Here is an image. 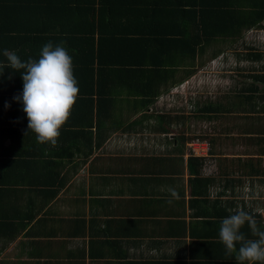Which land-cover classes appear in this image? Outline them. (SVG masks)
Returning <instances> with one entry per match:
<instances>
[{"label": "crops", "instance_id": "obj_1", "mask_svg": "<svg viewBox=\"0 0 264 264\" xmlns=\"http://www.w3.org/2000/svg\"><path fill=\"white\" fill-rule=\"evenodd\" d=\"M244 38L263 57L236 55L242 66L232 68L230 52ZM206 50L220 52L218 70L240 69L235 79L248 88L250 73H264V24ZM257 86L251 99L205 97L199 105L193 96H164L176 87L147 108L141 97L115 96L98 146L93 127L73 124L80 103L55 146L13 126L0 144V264H238L219 227L242 207L264 230V87ZM208 103L216 112L197 111ZM168 187L181 197L171 205ZM241 231L255 239L247 224Z\"/></svg>", "mask_w": 264, "mask_h": 264}, {"label": "trees", "instance_id": "obj_2", "mask_svg": "<svg viewBox=\"0 0 264 264\" xmlns=\"http://www.w3.org/2000/svg\"><path fill=\"white\" fill-rule=\"evenodd\" d=\"M236 1L0 0V61L6 62L5 49L26 62L38 59L46 43L63 42L79 88L75 103L81 110L73 124L93 127L98 146L109 118L103 110L113 105L115 96L141 97L147 108L193 76L214 43L236 41L242 31L263 27L264 0ZM248 50L243 59H262L257 49ZM219 54L214 51L210 57ZM249 75L253 84L237 96L251 99L259 94L257 84L264 87L261 70ZM22 88L21 72L5 68L0 75V144L16 131L13 126H27L22 104L13 100ZM216 109L210 103L197 107L201 114ZM92 135L90 130V141Z\"/></svg>", "mask_w": 264, "mask_h": 264}, {"label": "clouds", "instance_id": "obj_3", "mask_svg": "<svg viewBox=\"0 0 264 264\" xmlns=\"http://www.w3.org/2000/svg\"><path fill=\"white\" fill-rule=\"evenodd\" d=\"M3 56L6 62L0 61V75L5 68L21 72L22 92L13 100L22 104L27 118L26 133H34L38 144L55 146L60 129L70 118L79 94L72 56L63 42L57 45L46 43L38 59L29 58L26 62L7 49L3 51ZM4 107L7 109L10 105L5 103ZM167 191L171 197L166 201L169 205L181 198L174 188L168 187ZM245 224L255 239L247 238L241 231ZM219 241L226 255L236 254L238 264H264V230L258 227L255 217L242 207L221 220Z\"/></svg>", "mask_w": 264, "mask_h": 264}, {"label": "rangeland", "instance_id": "obj_4", "mask_svg": "<svg viewBox=\"0 0 264 264\" xmlns=\"http://www.w3.org/2000/svg\"><path fill=\"white\" fill-rule=\"evenodd\" d=\"M261 29V28H259ZM263 30V29H261ZM257 41L262 40V36L256 37ZM247 38H244L243 41H239L235 46L233 47L232 51L237 50L235 52H230V55L232 57L229 58L231 61L230 63L234 64L232 66H242L240 62L236 61V53L243 57L242 55H245L246 52L249 50L246 48V46H256L259 45L257 42L254 45H250L251 43H246ZM258 41V42H259ZM260 46H262L260 44ZM211 53L206 54L203 57L204 64L202 67H199L196 73L191 76L187 82H183L179 86H177L172 93L165 94L164 96H175V99L177 96H193L192 98L196 101L195 104H201V101L207 97L209 100H214L217 96H232L235 97L236 92H239L240 88L244 87L242 85V82H240L239 79H235L237 74L241 73L238 70L230 68L229 70H226L225 68H221L220 70L217 69L216 65L219 64V60L222 57H218V59H213L210 57ZM227 57V56H226ZM222 60V59H221ZM224 64V61H223ZM225 71V72H224ZM246 73V72H245ZM244 73V74H245ZM242 74V73H241ZM219 82V83H218ZM196 96V97H194ZM239 96V95H238ZM217 99V98H216ZM215 99V100H216ZM207 101V100H206ZM192 102V101H190ZM189 102V103H190ZM188 103V104H189ZM184 105V108H190L191 104Z\"/></svg>", "mask_w": 264, "mask_h": 264}]
</instances>
